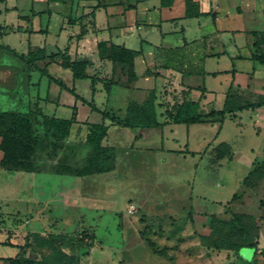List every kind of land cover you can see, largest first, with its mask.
Listing matches in <instances>:
<instances>
[{
  "label": "rangeland",
  "instance_id": "rangeland-1",
  "mask_svg": "<svg viewBox=\"0 0 264 264\" xmlns=\"http://www.w3.org/2000/svg\"><path fill=\"white\" fill-rule=\"evenodd\" d=\"M0 65L8 70L0 82V110L25 111L37 103L44 113L67 118L75 104L77 121L68 138L83 141L89 122L104 121L109 125L104 142L116 149L112 170L87 176L0 167V241L9 236L12 243H25L23 249L0 243V264H7L5 258L16 252L45 258L52 264H70L67 256L35 239V233L42 236L49 232L82 235L91 243L84 253H77L79 264H246L241 258L251 259V247H241L239 258L233 250L203 245L196 233L210 231L207 213L228 216L225 203L240 191L249 159L264 156V137L255 132L257 125L247 112H242L241 123L226 118L215 139L216 121L201 122L192 130L185 124H172L170 133L168 128L122 127L110 124L86 102L76 100L40 69H28L17 53L4 47H0ZM48 71L71 85L70 70L53 64ZM75 89L91 100L87 80H76ZM105 94L102 87L93 101L117 116L124 115L128 100L140 98L119 85H113L108 99ZM218 106L215 101L200 108L207 111ZM162 110L156 105L159 120L163 119ZM167 134L166 147L193 152L162 148V135ZM217 141L231 143L236 159L211 162L212 151L202 150L207 142ZM189 210L191 219L187 217ZM243 210L257 218L254 264H264V181L251 193ZM146 239L163 253H154Z\"/></svg>",
  "mask_w": 264,
  "mask_h": 264
},
{
  "label": "crops",
  "instance_id": "crops-1",
  "mask_svg": "<svg viewBox=\"0 0 264 264\" xmlns=\"http://www.w3.org/2000/svg\"><path fill=\"white\" fill-rule=\"evenodd\" d=\"M100 1L105 6H98L90 14L96 0H0V44L7 45L17 54L42 48L46 54L66 51L71 59H88L86 72L98 77L93 94L89 89L91 99L104 87L103 79L110 77L120 81L112 84L111 89L113 85H119L140 97L130 100H141L153 89L162 112L184 98L198 100L199 107L217 101L220 106L210 109H219L229 88L250 101L264 96V62L251 58L254 51L264 53V0H193L200 14L189 17L185 16V0H173L167 6H162L160 0ZM81 28L84 33L78 36ZM257 38L261 42L255 47ZM100 40L140 50L134 60L136 78L129 84L125 83L126 78L118 67L113 68L109 60L99 58L96 44ZM46 61H37L29 69H39ZM59 61L56 59L45 66L47 73L57 79L60 77L51 74L48 67L61 66ZM1 70L5 71L0 74L3 83L7 66L0 65ZM76 80H87L89 87L90 78L72 77L74 87ZM110 92L105 94L107 99ZM76 93L79 97H75L76 100L81 99V94ZM82 98L88 100L85 96ZM242 112L253 118L257 125L255 132L263 135L264 127L260 123H264V108L244 110L231 119L240 122ZM226 118L230 117L226 116L221 123L216 121L219 125L213 139L220 136ZM163 120L164 115L160 121ZM199 123L185 126L192 130ZM172 124L184 123L169 122L157 128H168L170 133ZM140 136L141 133L134 139ZM168 136L170 134L162 135V148L193 152L166 147L164 143ZM215 144L207 142L202 152L206 148L211 150ZM229 144L232 158L223 157L213 163L236 159L237 154ZM263 159L264 156L260 160L249 159L248 170L253 162Z\"/></svg>",
  "mask_w": 264,
  "mask_h": 264
},
{
  "label": "trees",
  "instance_id": "trees-1",
  "mask_svg": "<svg viewBox=\"0 0 264 264\" xmlns=\"http://www.w3.org/2000/svg\"><path fill=\"white\" fill-rule=\"evenodd\" d=\"M63 1V0H50ZM93 5L92 11L98 6H105L100 0ZM173 0H160L162 6H167ZM200 14L198 5L193 0H185V16H197ZM264 32V31H263ZM84 29L81 28V35ZM257 35V33H255ZM260 39L254 41V46L258 47ZM14 54L16 53L7 45H1ZM96 50L100 59L109 60L113 68L118 67L122 75L125 76V83L129 84L136 78L134 71L135 56L140 50L131 49L123 45L115 44L106 40H100L96 44ZM26 63L29 69L37 61L46 60L45 65L39 67L43 74L50 80H54L61 88L67 89L76 98L75 87L67 86L60 79H57L46 71V64L59 59V64L71 71L73 78H90L89 89L93 94L94 83L98 79L96 75H89L86 68L89 60L86 58L71 59L66 51L46 54L42 48L29 50L25 54H18ZM251 58L264 62V53L253 52ZM118 79L104 78L103 86L109 94L111 85L118 84ZM92 110L101 113L102 118H107L110 124L128 128H150L162 126L166 123H184L186 125L197 122L218 121L219 123L228 116L235 118L238 112L248 110L254 111L264 108V96H259L257 100L250 101L242 98L229 88L226 92L223 105L219 109H210L207 112L201 111L198 100L182 99L172 108H165L163 111L164 120L157 118L156 95L150 89L147 95L141 100L128 101L123 116H117L105 108L98 107L91 100L81 97ZM76 120V106H72L71 115L67 118L58 117L44 113L37 103L25 111L15 109L0 110V167L9 170H20L26 172H40L42 170L52 171L57 174H68L72 176H87L94 173H102L112 170L115 167V146L104 142L108 133L109 125L104 121L89 122L87 132L83 141L69 139V132ZM264 127V123H260ZM264 137V134H263ZM85 148V152L82 149ZM212 161L215 162L223 157L232 158L233 152L229 143L220 141L212 149ZM40 160H50L51 163L41 165ZM264 179V159L253 162L252 167L242 178L240 191L234 192L231 198L225 203L224 217L217 213H207L210 221V231L206 234L198 233L202 244L215 249H230L236 255L241 247H251V259H243L246 264H254V258L258 245V225L254 215L245 212L243 207L250 200V195L254 192L259 182ZM238 208V210H235ZM189 219L192 218V211L187 213ZM35 239L41 245H46L56 253L67 256L70 264H79L77 253H84L85 247L91 245L85 241L82 235H72L62 232H49L40 236L35 233ZM92 238V236H91ZM147 245L154 253H163V250L155 249L153 242L147 240ZM90 242V241H89ZM2 244L15 245L23 249L24 244L12 243L9 236L0 241ZM83 244V245H82ZM67 248L68 251H64ZM7 264H52L45 258H34L21 252H16L12 256H7Z\"/></svg>",
  "mask_w": 264,
  "mask_h": 264
}]
</instances>
